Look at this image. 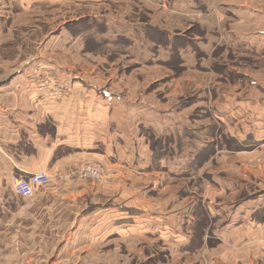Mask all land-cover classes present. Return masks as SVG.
Returning a JSON list of instances; mask_svg holds the SVG:
<instances>
[{
	"label": "rangeland",
	"instance_id": "rangeland-1",
	"mask_svg": "<svg viewBox=\"0 0 264 264\" xmlns=\"http://www.w3.org/2000/svg\"><path fill=\"white\" fill-rule=\"evenodd\" d=\"M0 264H264V0H0Z\"/></svg>",
	"mask_w": 264,
	"mask_h": 264
},
{
	"label": "crops",
	"instance_id": "crops-1",
	"mask_svg": "<svg viewBox=\"0 0 264 264\" xmlns=\"http://www.w3.org/2000/svg\"><path fill=\"white\" fill-rule=\"evenodd\" d=\"M29 132L24 137H29L32 142L29 143L32 145L33 152L27 151L26 149L24 151L20 149L14 150V155L16 157L18 156L16 159L12 158L13 170L16 171L11 177L14 180L30 177L41 171L54 173L51 169L54 165L62 167V160L58 159L60 157L57 154V148L63 143L62 137L60 138L59 136H62L65 132L61 133L57 126L54 134L55 140H49L46 134L38 133L34 129L32 131L29 130ZM17 151L22 152L18 155Z\"/></svg>",
	"mask_w": 264,
	"mask_h": 264
},
{
	"label": "built area",
	"instance_id": "built-area-1",
	"mask_svg": "<svg viewBox=\"0 0 264 264\" xmlns=\"http://www.w3.org/2000/svg\"><path fill=\"white\" fill-rule=\"evenodd\" d=\"M86 177L102 179L101 169L94 160H89L83 167ZM51 176L46 171L35 173L30 177L17 179L14 184L15 193L22 198H32L41 188L51 183Z\"/></svg>",
	"mask_w": 264,
	"mask_h": 264
}]
</instances>
